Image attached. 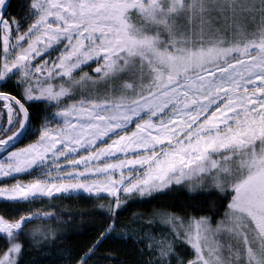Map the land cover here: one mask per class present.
Segmentation results:
<instances>
[{"label":"snow or ice","instance_id":"obj_1","mask_svg":"<svg viewBox=\"0 0 264 264\" xmlns=\"http://www.w3.org/2000/svg\"><path fill=\"white\" fill-rule=\"evenodd\" d=\"M12 7L0 0V179L14 181L0 264H264V0ZM173 189L204 199L121 221ZM84 194L108 202L74 255L49 222L77 213L52 201Z\"/></svg>","mask_w":264,"mask_h":264},{"label":"trees","instance_id":"obj_2","mask_svg":"<svg viewBox=\"0 0 264 264\" xmlns=\"http://www.w3.org/2000/svg\"><path fill=\"white\" fill-rule=\"evenodd\" d=\"M16 0H12L13 7L9 9V11L15 15L14 6ZM29 139L22 141L21 144L17 146H23L24 143H28ZM87 194H84L80 197H69L66 199L54 200L53 204L56 205V211L61 213L62 220H68L69 214L77 213V215L71 217V223H59L58 221H50L53 226L59 224V229L61 233V243L60 246L66 249H71L74 255H78L81 250L85 249L90 243L96 238L100 229L96 227V224L99 222L102 217H100L97 213L100 211L97 209L93 212V206L98 205L101 202L107 203L108 198L105 195H100L99 198H85ZM204 199L202 196L198 195H185L179 194L175 189H173L172 193L163 196H157L155 199H144L141 201L139 198L135 200H131L127 202V206L124 210L120 211L119 216L121 221L126 220L133 212H143L148 213L153 208H161V207H169L173 204L179 205L181 202L185 204L196 203L200 200ZM46 204L48 201H42L36 205L35 207H40V204ZM226 203V201H225ZM5 207H8L2 203H0V212L3 211ZM19 207H28V205H22ZM92 212V215H79L80 212ZM191 211V209H190ZM34 223H39V221H34ZM30 227V225H26V228ZM2 240H0V244H2ZM120 244L117 241L113 240H105L104 243L100 246L98 251H103L105 253H110L112 249L119 248ZM88 264H92V260L90 259Z\"/></svg>","mask_w":264,"mask_h":264},{"label":"rangeland","instance_id":"obj_3","mask_svg":"<svg viewBox=\"0 0 264 264\" xmlns=\"http://www.w3.org/2000/svg\"><path fill=\"white\" fill-rule=\"evenodd\" d=\"M30 177L29 176H25V175H22V176H18L16 177V179H21V180H25L27 181ZM14 182L13 180H4V179H0V183H12ZM100 195H105L107 196L106 194H100ZM214 222V221H213Z\"/></svg>","mask_w":264,"mask_h":264}]
</instances>
